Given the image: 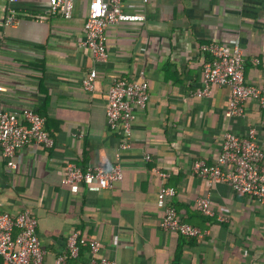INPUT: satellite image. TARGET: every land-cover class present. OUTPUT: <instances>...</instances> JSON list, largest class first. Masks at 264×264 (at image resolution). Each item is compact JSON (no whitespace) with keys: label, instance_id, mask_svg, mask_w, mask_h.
<instances>
[{"label":"crops","instance_id":"crops-1","mask_svg":"<svg viewBox=\"0 0 264 264\" xmlns=\"http://www.w3.org/2000/svg\"><path fill=\"white\" fill-rule=\"evenodd\" d=\"M123 1L127 12L144 19L111 25L108 59L97 62L80 44L90 0H74L69 19L52 15L47 0H22L14 26L6 25L9 3L0 0V108L34 109L54 140L52 146L32 142L12 157L0 145L1 208L37 216L47 264L66 252L72 231L85 243L68 264H88L94 240L101 242L98 255L122 264H264V203L193 171L196 160L217 163L228 131L245 134L255 127L264 149L256 100L243 104L244 115L229 116V86L214 84L209 95L196 94L203 87L201 45L210 42L240 45L247 83L264 85V0ZM93 69L96 87L87 91L82 79ZM118 77L146 79L150 89L125 150L106 115ZM118 160L124 179L113 187L63 182L69 162L110 167ZM163 185L176 189L167 203L182 221L206 235L162 228L157 202ZM199 197L210 198L213 216L198 209ZM0 264H7L2 255Z\"/></svg>","mask_w":264,"mask_h":264},{"label":"built area","instance_id":"built-area-1","mask_svg":"<svg viewBox=\"0 0 264 264\" xmlns=\"http://www.w3.org/2000/svg\"><path fill=\"white\" fill-rule=\"evenodd\" d=\"M9 3L5 23L17 25L19 19L15 5L22 0H6ZM49 12L71 18L74 12V0H47ZM144 16L127 12L123 0H90L87 19L84 25V39L81 45L87 47L95 61L105 62L108 59L107 31L111 25L120 22L143 20ZM204 53L202 66L203 87L197 89L199 96L209 95L211 86H229L231 94L227 115H244L243 104L256 100L263 110L264 123V85L247 83L245 79L244 52L238 44L230 45L210 42L201 45ZM2 73L0 72V77ZM97 71L93 69L83 77L82 85L87 91L96 87ZM3 86L0 84V90ZM150 99L149 83L146 79L116 78L108 93L106 104L107 123L110 129L120 134L119 149H128L138 110L144 109ZM35 142L52 146L53 138L45 128V117L31 108L21 112L8 111L0 108V145L6 157H12L16 151ZM119 158V157H118ZM150 158V156H147ZM193 171L209 182L224 181L239 192L264 203V149L257 139L255 127L245 134L228 131L224 134L217 163L207 164L196 160ZM162 177L166 173L159 172ZM124 179V169L116 162L110 167L101 164L82 167L75 162L67 163L64 183L97 184L102 188L113 187L116 182ZM176 194L172 186L163 185L158 194V205L163 208L161 226L164 230L175 231L187 237H203L208 233L200 227L182 221L176 207L167 203V198ZM198 209L206 216H213L214 210L209 197L196 200ZM85 240L77 231H72L67 238V250L59 254L54 264H68L69 258L78 257L80 245ZM92 257L88 264H122L103 255H98L101 242L90 243ZM0 255L7 264H47L46 249L38 233V218L30 210L18 213L5 211L0 203Z\"/></svg>","mask_w":264,"mask_h":264}]
</instances>
